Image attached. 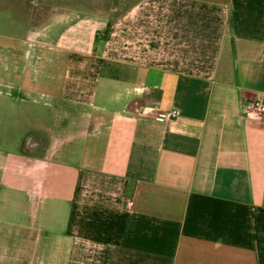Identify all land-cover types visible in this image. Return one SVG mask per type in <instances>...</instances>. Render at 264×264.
<instances>
[{"label": "crops", "instance_id": "obj_1", "mask_svg": "<svg viewBox=\"0 0 264 264\" xmlns=\"http://www.w3.org/2000/svg\"><path fill=\"white\" fill-rule=\"evenodd\" d=\"M118 1L0 0V248L264 264V0Z\"/></svg>", "mask_w": 264, "mask_h": 264}, {"label": "rangeland", "instance_id": "obj_2", "mask_svg": "<svg viewBox=\"0 0 264 264\" xmlns=\"http://www.w3.org/2000/svg\"><path fill=\"white\" fill-rule=\"evenodd\" d=\"M101 0H95L96 4L100 3ZM118 0H111V3H118ZM135 2V0H121L120 3L124 4V5H129L131 3ZM28 215H17L14 218L16 219L17 223H30V219L28 218ZM7 246L0 248V264H14L16 262L12 261V258L15 256V258L19 259L17 262L18 264H22V253L21 252H17V251H13L10 252L7 251Z\"/></svg>", "mask_w": 264, "mask_h": 264}, {"label": "built area", "instance_id": "obj_3", "mask_svg": "<svg viewBox=\"0 0 264 264\" xmlns=\"http://www.w3.org/2000/svg\"><path fill=\"white\" fill-rule=\"evenodd\" d=\"M264 58V55H263ZM145 113H150L151 110L150 109H146V111H144ZM180 114V112L176 109L173 110L170 114V116L172 118H176L178 117ZM247 115L250 119L253 120H261L264 116V101L257 99L255 101L252 102V104L247 108ZM131 208V204H127V209Z\"/></svg>", "mask_w": 264, "mask_h": 264}]
</instances>
